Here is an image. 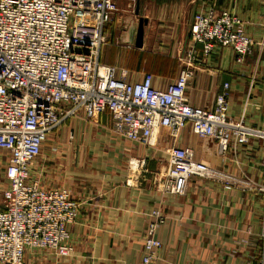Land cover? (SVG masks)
Here are the masks:
<instances>
[{
    "label": "crops",
    "instance_id": "1",
    "mask_svg": "<svg viewBox=\"0 0 264 264\" xmlns=\"http://www.w3.org/2000/svg\"><path fill=\"white\" fill-rule=\"evenodd\" d=\"M116 2L119 10L106 26L108 41L100 59L128 69L130 80L151 74L159 88L187 66L197 11L216 7L239 15L255 41L253 52L239 62L233 47L216 46L205 55L202 45H196L187 96L193 105L213 108L229 83V117L263 125L264 0ZM141 17L146 21L138 46ZM169 135L162 128L155 146L134 143L115 134L107 110L95 119L81 111L50 133L32 172L45 186H67L79 202V215L70 225L74 251L58 258L29 248V264H140L155 208L165 221L159 230L163 247L151 264H255L264 258V188L246 184L226 189L199 177L190 179L185 194L160 187L166 147L172 145L192 146L197 159L264 186V140L232 143L223 154L214 138L199 136L191 123L178 137Z\"/></svg>",
    "mask_w": 264,
    "mask_h": 264
},
{
    "label": "built area",
    "instance_id": "2",
    "mask_svg": "<svg viewBox=\"0 0 264 264\" xmlns=\"http://www.w3.org/2000/svg\"><path fill=\"white\" fill-rule=\"evenodd\" d=\"M118 10L116 0H0V264H29V248L58 258L73 253L70 225L79 202L67 186H45L32 171L49 134L81 111L95 119L107 110L116 135L149 147L158 143L162 128L178 137L188 123L199 136L214 138L223 154L232 143L264 140V123L250 126L229 117V83L213 108L193 105L187 96L196 45L205 55L216 46L233 47L239 62L253 52L255 41L239 15L216 7L197 11L187 66L159 88L151 74L130 80L128 69L101 61L106 26ZM166 150L160 187L167 192L185 194L192 177L226 189L264 188L197 159L192 146ZM152 214L140 264H151L163 247L165 217L159 208Z\"/></svg>",
    "mask_w": 264,
    "mask_h": 264
},
{
    "label": "water",
    "instance_id": "3",
    "mask_svg": "<svg viewBox=\"0 0 264 264\" xmlns=\"http://www.w3.org/2000/svg\"><path fill=\"white\" fill-rule=\"evenodd\" d=\"M146 19L141 17L139 19V25L137 29V37H136V44L141 46L143 44V35H144V23Z\"/></svg>",
    "mask_w": 264,
    "mask_h": 264
},
{
    "label": "rangeland",
    "instance_id": "4",
    "mask_svg": "<svg viewBox=\"0 0 264 264\" xmlns=\"http://www.w3.org/2000/svg\"><path fill=\"white\" fill-rule=\"evenodd\" d=\"M2 168H3V165L0 164V170H2ZM0 198H1V195H0Z\"/></svg>",
    "mask_w": 264,
    "mask_h": 264
}]
</instances>
